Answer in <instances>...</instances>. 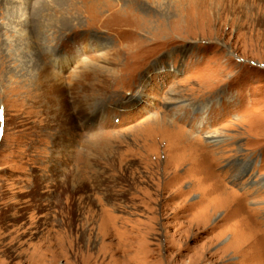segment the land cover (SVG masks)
Segmentation results:
<instances>
[{
	"label": "rangeland",
	"instance_id": "obj_1",
	"mask_svg": "<svg viewBox=\"0 0 264 264\" xmlns=\"http://www.w3.org/2000/svg\"><path fill=\"white\" fill-rule=\"evenodd\" d=\"M0 109V264H264V0H0Z\"/></svg>",
	"mask_w": 264,
	"mask_h": 264
},
{
	"label": "bare ground",
	"instance_id": "obj_2",
	"mask_svg": "<svg viewBox=\"0 0 264 264\" xmlns=\"http://www.w3.org/2000/svg\"><path fill=\"white\" fill-rule=\"evenodd\" d=\"M57 90L60 92V94L58 96V104L61 106L60 108L63 111V114L60 113L57 115V123H59L58 127H59L60 131H63V132L64 131H70L73 128V126L75 125L76 115L79 118L80 117H86L89 115L86 106L90 103H89V101H86L85 98L77 97V99L74 101L75 103L73 102L76 105L74 112L68 113V112H66V110L71 105V103L68 100V98L66 97V92L63 88H59ZM86 99L89 100L88 98H86Z\"/></svg>",
	"mask_w": 264,
	"mask_h": 264
},
{
	"label": "snow or ice",
	"instance_id": "obj_3",
	"mask_svg": "<svg viewBox=\"0 0 264 264\" xmlns=\"http://www.w3.org/2000/svg\"><path fill=\"white\" fill-rule=\"evenodd\" d=\"M2 116H3V110L0 109V117H2Z\"/></svg>",
	"mask_w": 264,
	"mask_h": 264
}]
</instances>
